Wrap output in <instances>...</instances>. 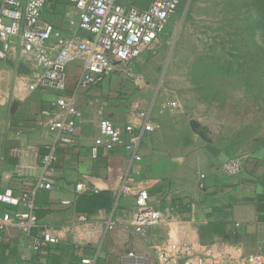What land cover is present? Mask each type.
Segmentation results:
<instances>
[{
    "label": "crops",
    "instance_id": "0c3cea01",
    "mask_svg": "<svg viewBox=\"0 0 264 264\" xmlns=\"http://www.w3.org/2000/svg\"><path fill=\"white\" fill-rule=\"evenodd\" d=\"M78 21L79 11L73 5L50 0L42 9L39 26L50 24L54 36L69 38L81 34ZM12 46V52L4 55L0 43V193L9 190L18 195L40 181L49 182L51 188L35 192L36 227L29 234L13 227L0 231V264H83L82 260L87 264H156L150 245L170 240H219L229 258L264 251V148L231 158L204 141L207 133L197 126L191 134L195 141L186 142L182 156L176 158L162 152L160 142L153 140L162 130V125L155 124L139 141V162H133L132 153L123 149L101 150L92 159L89 147L97 136L98 120L107 119L118 127L127 121L128 110L122 115L113 112L117 102L110 104L105 98L99 100L98 108L93 107L96 91L103 86L104 93L108 77L88 90H79L82 67L76 62L67 67L64 92L29 91L28 74L34 62L25 58L18 39H12ZM59 97L72 99L78 114L69 146L54 141L48 130L61 117L62 110L54 104ZM146 102L152 114V105ZM50 153L53 159L46 166L43 158ZM229 159L239 162V174L223 172L222 165ZM146 178L157 180L149 189V201L162 215L161 221L148 228V243L132 225L133 198L121 193L122 187ZM79 182L89 190L76 193ZM3 209L0 206V215ZM42 230L49 231L56 242L36 248L33 238ZM130 253L142 257H130Z\"/></svg>",
    "mask_w": 264,
    "mask_h": 264
},
{
    "label": "built area",
    "instance_id": "2783aa9c",
    "mask_svg": "<svg viewBox=\"0 0 264 264\" xmlns=\"http://www.w3.org/2000/svg\"><path fill=\"white\" fill-rule=\"evenodd\" d=\"M48 1L0 0L1 52L4 55L12 52V39H18L25 58L27 55L34 62L28 74L29 91L52 89L62 93L66 90L68 65L81 64L77 89L88 90L98 85L115 73L118 67L127 65L152 45L184 0H139V4L145 6H136L129 3L130 0H56L69 3L79 11L77 27L81 34L69 38L54 36L50 24L39 26L42 9ZM124 74L133 83L137 95L129 102L127 121L121 127L107 119L98 120L97 136L89 147L92 159H96L101 150L123 149L132 153L133 162H139V141L144 133L151 132L155 127L147 102L141 96L146 86L145 79L131 70H125ZM54 104L62 110V114L49 125L48 130L54 141L69 146L77 131L78 114L72 99L59 97ZM170 106L177 105L172 102ZM52 159L51 153L46 155L44 165L47 166ZM222 170L227 176H235L240 173L241 167L236 159H229L222 165ZM156 183L157 180L146 178L121 189L122 194L133 198L132 225L147 243L148 228L162 220L161 212L154 209L149 201V189ZM50 188L49 182L40 181L34 189L18 195L9 190L0 193V206L4 208L0 215V231L13 227L29 234L36 227L35 192ZM74 189L76 193L89 190L83 182L77 183ZM80 220L85 221V217H80ZM55 242L56 239L47 230L40 231L33 238L36 248L42 243ZM150 248L156 264H264L263 250L229 258L219 240H170L152 244ZM128 256L142 257L134 253ZM81 263L87 264L88 261L82 260Z\"/></svg>",
    "mask_w": 264,
    "mask_h": 264
},
{
    "label": "rangeland",
    "instance_id": "374dc122",
    "mask_svg": "<svg viewBox=\"0 0 264 264\" xmlns=\"http://www.w3.org/2000/svg\"><path fill=\"white\" fill-rule=\"evenodd\" d=\"M128 64L106 79L104 93L98 87L93 107L107 99L117 102L116 115L126 113L136 89L124 71L141 75L154 126L162 125L153 137L162 152L182 156L197 126L231 158L264 148V0H184Z\"/></svg>",
    "mask_w": 264,
    "mask_h": 264
}]
</instances>
